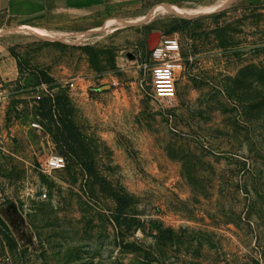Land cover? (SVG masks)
<instances>
[{"label": "rangeland", "instance_id": "rangeland-1", "mask_svg": "<svg viewBox=\"0 0 264 264\" xmlns=\"http://www.w3.org/2000/svg\"><path fill=\"white\" fill-rule=\"evenodd\" d=\"M155 31L182 48L170 103L151 95ZM0 77V264H264V0L0 14Z\"/></svg>", "mask_w": 264, "mask_h": 264}, {"label": "built area", "instance_id": "built-area-1", "mask_svg": "<svg viewBox=\"0 0 264 264\" xmlns=\"http://www.w3.org/2000/svg\"><path fill=\"white\" fill-rule=\"evenodd\" d=\"M182 48L177 37L163 36L153 50L149 51V75L151 77V95L159 101L170 103L177 94V74L183 68ZM39 96L38 98H40ZM3 99V80L0 77V105ZM3 143V118L0 113V146ZM65 157L59 153L50 155L46 163L49 171L65 167Z\"/></svg>", "mask_w": 264, "mask_h": 264}, {"label": "crops", "instance_id": "crops-1", "mask_svg": "<svg viewBox=\"0 0 264 264\" xmlns=\"http://www.w3.org/2000/svg\"><path fill=\"white\" fill-rule=\"evenodd\" d=\"M106 0H0V14L16 23L46 27L52 21H72L102 10Z\"/></svg>", "mask_w": 264, "mask_h": 264}, {"label": "trees", "instance_id": "trees-1", "mask_svg": "<svg viewBox=\"0 0 264 264\" xmlns=\"http://www.w3.org/2000/svg\"><path fill=\"white\" fill-rule=\"evenodd\" d=\"M52 113V107L50 108V111H49V114ZM67 127L70 129V130H73V124L71 123V121H68L67 123ZM116 200H117V203H118V209H117V216H116V220H117V224H121V216L124 215V212H125V209L127 207V201L125 199V196L123 195H120V194H116ZM125 219V222H126V218ZM130 228V227H128ZM124 247L125 248H129V249H133V250H137L139 247L134 244V243H125L124 244Z\"/></svg>", "mask_w": 264, "mask_h": 264}, {"label": "water", "instance_id": "water-1", "mask_svg": "<svg viewBox=\"0 0 264 264\" xmlns=\"http://www.w3.org/2000/svg\"><path fill=\"white\" fill-rule=\"evenodd\" d=\"M161 34L159 31L151 32L148 36V49L149 51L153 50L154 47L160 41Z\"/></svg>", "mask_w": 264, "mask_h": 264}]
</instances>
